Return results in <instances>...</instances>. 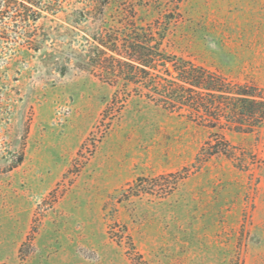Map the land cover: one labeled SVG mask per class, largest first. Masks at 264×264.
<instances>
[{"label": "rangeland", "instance_id": "374dc122", "mask_svg": "<svg viewBox=\"0 0 264 264\" xmlns=\"http://www.w3.org/2000/svg\"><path fill=\"white\" fill-rule=\"evenodd\" d=\"M127 1L175 18L174 54L264 87V0ZM21 14L0 13V264H264V127L224 129L235 158L201 163L208 128L42 64L64 49L27 47Z\"/></svg>", "mask_w": 264, "mask_h": 264}, {"label": "trees", "instance_id": "16d2710c", "mask_svg": "<svg viewBox=\"0 0 264 264\" xmlns=\"http://www.w3.org/2000/svg\"><path fill=\"white\" fill-rule=\"evenodd\" d=\"M79 2L67 9L57 0H0V13H22L19 26L27 47L42 50L49 41L63 47L61 55L44 52L42 64L61 66L62 73L74 65L114 85L115 99L121 93L127 98L146 97L198 120L211 131L197 155L201 163L215 155L235 158L237 147L221 132L224 129L252 133L264 127V87L232 79L170 51L166 42L174 17L148 22L127 0ZM44 10L64 12L67 25L60 24L57 33L37 25L35 15Z\"/></svg>", "mask_w": 264, "mask_h": 264}]
</instances>
